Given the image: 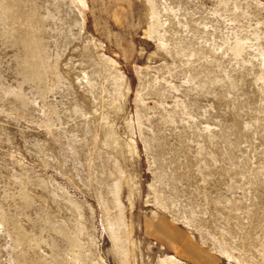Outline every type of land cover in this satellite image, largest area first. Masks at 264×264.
Here are the masks:
<instances>
[{"label": "rangeland", "instance_id": "rangeland-1", "mask_svg": "<svg viewBox=\"0 0 264 264\" xmlns=\"http://www.w3.org/2000/svg\"><path fill=\"white\" fill-rule=\"evenodd\" d=\"M0 264H264V0H0Z\"/></svg>", "mask_w": 264, "mask_h": 264}]
</instances>
